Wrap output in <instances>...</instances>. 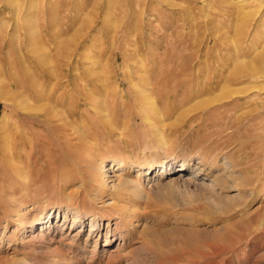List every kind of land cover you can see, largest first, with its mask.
<instances>
[{"label":"rangeland","instance_id":"rangeland-1","mask_svg":"<svg viewBox=\"0 0 264 264\" xmlns=\"http://www.w3.org/2000/svg\"><path fill=\"white\" fill-rule=\"evenodd\" d=\"M246 65L264 70V0H0V264H264V74L208 85Z\"/></svg>","mask_w":264,"mask_h":264},{"label":"bare ground","instance_id":"bare-ground-1","mask_svg":"<svg viewBox=\"0 0 264 264\" xmlns=\"http://www.w3.org/2000/svg\"><path fill=\"white\" fill-rule=\"evenodd\" d=\"M236 1V3H239V2H242L243 0H235ZM260 3V2H259ZM243 4V6H241L243 9L245 8L246 9V7H248V10L246 9V11H244V13H243V17H245V19H244V22H243V28L244 27H246V30H247V27H248V23H249V16H252L254 13H255V9H256V5H254V4H252V5H254V6H251L250 4H248V5H246L245 6V4L246 3H242ZM258 5H260V4H258ZM257 5V6H258ZM252 7V8H251ZM258 10V9H257ZM163 15V14H162ZM249 17V18H248ZM246 18H248V19H246ZM158 19H159V17H158ZM166 20V19H165ZM169 20V19H168ZM177 24V23H176ZM242 26V25H241ZM242 28V29H243ZM241 29V28H240ZM238 30V32H237V34H238V37H241V36H243V33H245L246 32V30H245V32H243V30ZM196 35V34H195ZM144 36V35H143ZM194 41V40H193ZM194 43V42H193ZM143 45V44H142ZM211 45V44H210ZM153 46V45H152ZM196 55L197 54H195L194 55V57L193 58H195L196 57ZM190 56H191V54H190ZM198 57V56H197ZM182 61V60H181ZM161 64V63H160ZM210 64V63H209ZM178 68V67H177ZM223 69V68H222ZM191 70V69H190ZM190 72V71H189ZM188 73V72H187ZM262 74H264V70L262 69V68H256L255 66H253V65H250V66H245V67H240V68H233V70H230V71H228V74H226L225 75V70H221V69H219V70H215V71H213L210 75H209V77L210 78H212V79H214L213 77H216V78H219L218 79V81H213L214 83L213 84H208L210 87H212V85H217V83L218 82H221L223 79H224V84H223V86H222V88L223 87H225V89H224V91L222 92V94H223V97L224 98H227V99H229V98H232V96L233 95H238V94H244V93H246L251 87H252V85H251V83L250 82H254L255 81V79H257L258 77H263L262 76ZM224 75V76H223ZM176 77V76H175ZM195 79V78H194ZM251 80V81H250ZM194 81V80H193ZM244 83V82H248L249 83V85L248 86H245V87H237V88H235V89H227V87L226 86H228V85H234V84H237V83ZM255 85H257V84H255ZM18 87V84H17V86L15 87V88H17ZM22 87V86H21ZM20 87V85H19V88H21ZM200 88V87H199ZM9 94V96L10 97H12V98H14V97H18L19 96V94H18V92H9L8 93ZM227 94V95H226ZM15 95V96H14ZM240 95H238V96H240ZM237 99H240V97H238ZM13 106V105H12ZM34 116H36V114H34ZM0 143H1V148L3 149V148H5V145H6V143L4 142V139H2L1 138V140H0ZM82 159H84V158H82ZM112 162L114 163V162H116V164L118 165V169L120 168V169H123V170H125V171H127L128 172V168L130 167V162L129 161H127V160H124V159H120V160H117V159H112ZM82 163L84 164V165H86L85 163V160H83L82 161ZM102 163V162H101ZM89 164V163H88ZM87 166V165H86ZM93 167V166H92ZM107 166H105L104 165V163H102V168H101V171H102V173H103V171H104V169L106 168ZM162 168H164V165H162L159 169L161 170ZM150 169V168H149ZM149 169H147V170H149ZM164 170V169H163ZM164 171H161V173H163ZM152 173V171H147L146 172V174H151ZM85 175L83 176L84 177V179L85 180H83V182L81 183V186H82V189L83 190H85L86 192L88 191V193L90 194V193H92L93 194V196H92V198H95V199H93V202L95 203V205L97 204V200H99V199H101V196H102V192H101V190H103L104 188H105V186H107L108 184H107V182L105 181L106 179H104V177H103V175H100V173L99 174H97V176H93V174L92 173H89V172H87L86 171V173H84ZM120 174V173H119ZM124 174V173H123ZM137 176H139V174H137ZM82 177V176H81ZM90 178L89 180H96V183H97V186H98V188L96 189V188H94V189H92V188H87L86 187V185L84 184V181L86 182V178ZM94 177V178H93ZM129 178V177H128ZM137 179V178H136ZM180 179V178H179ZM182 179V178H181ZM185 179V178H184ZM126 180V179H125ZM130 182H133V183H136L135 182V179H133V178H131L130 177ZM88 181V180H87ZM119 181V185L120 184H122L123 185V183H127L126 181H122V180H118ZM183 181V180H182ZM186 181H187V179H186ZM92 182V181H91ZM129 183V182H128ZM138 183H139V179H137V185H138ZM132 184V183H131ZM130 184V185H131ZM133 185V184H132ZM131 185V186H132ZM134 185H136V184H134ZM192 186V185H191ZM137 187L138 186H136L135 187V189L134 190H136L137 191ZM79 188V187H78ZM81 188V187H80ZM113 188V187H112ZM134 188V187H133ZM138 188H140V187H138ZM140 189H142V188H140ZM84 191V192H85ZM140 191V190H139ZM104 192V191H103ZM141 192H143V191H140V193ZM134 193H135V191H134ZM139 193V192H138ZM137 193V194H138ZM80 194L81 193H79V192H75V193H72L71 195H69L68 197H67V200L68 201H61L62 203H64L65 204V206H66V208L68 209V215L70 214V213H72V223H74L75 225H77L78 227H82V223H84L85 222V220H89L90 221V225H89V233L91 234V235H93V236H96V234L98 235H100V232H101V230H100V227H101V220H103V219H105V218H107V217H98L99 215H95L94 213H89V215H87V213H86V215H85V210L84 209H82L81 207V205H83L84 203L86 204V202H84V201H82V202H80V200L78 199H76V200H74L73 198L75 197V198H78L79 196H80ZM85 194V193H84ZM142 194V193H141ZM82 195H83V193H82ZM144 195V194H143ZM142 195V196H143ZM62 196V195H61ZM67 196V195H66ZM62 198V197H61ZM65 198V197H64ZM81 198V197H80ZM83 198V197H82ZM124 198V197H123ZM120 200V199H119ZM89 201V200H88ZM126 202V201H125ZM125 202H123L124 204L122 205V207H118L117 206V203L115 202V203H113L112 205H110V206H106V205H100V207L99 208H101V210H103V212H105V214L106 215H108V213L110 214V215H112V216H115L116 217V221H117V219L118 220H120L121 222L123 221V218H122V214H124V212H125V210H126V207H128V206H126V203ZM81 204V205H80ZM63 205V204H62ZM59 207V206H58ZM61 207V206H60ZM111 209H113V210H111ZM115 210H119V211H117V212H115L114 213V211ZM58 213V212H57ZM122 213V214H121ZM132 214V213H131ZM101 216V215H100ZM130 216V215H129ZM52 217V218H51ZM109 217V216H108ZM52 219H53V212H48L47 213V215L45 216V218L44 219H41V220H39V222L38 223H31L30 224V228H32V230H33V228H35V225L36 226H40V227H38L39 229H38V233H35L36 231H35V229L33 230V231H31L32 232V235H31V240H35V239H38V238H42V237H44L43 236V234L42 233H39V232H41V231H43L44 229H46L47 227L49 228L50 227V225H51V223H52ZM63 219H64V216H63ZM50 221V222H49ZM120 221H118V222H120ZM117 222V223H118ZM49 223V224H48ZM115 223V222H114ZM108 226V225H107ZM106 226V228H105V231H104V236H105V239H104V243L102 244V246H106V244H108L109 243V235L112 233V229H110L109 227H107ZM57 227V226H56ZM59 229V228H58ZM78 233L76 232L75 233V236L77 235ZM52 239V238H51ZM73 240V239H72ZM96 240V243H97V239H95ZM27 241V240H26ZM47 241H48V239H47ZM52 241V240H51ZM56 241V240H55ZM24 243V242H23ZM56 244V243H55ZM54 247V250H53V252L57 255L58 253H63V249L61 248V247H59L58 245H54L53 246ZM66 248V247H65ZM103 248H105V247H103ZM119 248V247H118ZM117 248V249H118ZM117 249H114V248H111V250H110V252H109V254H108V257L110 256L111 258L112 257H114V256H117V254H118V250ZM20 258V257H19ZM5 259V258H4ZM4 262H5V260H3ZM14 261V260H13ZM14 263H15V261H14ZM16 263H17V261H16ZM15 263V264H16ZM17 264H19V262L17 263ZM50 264H58V263H56V262H52V263H50ZM127 264H129V263H127Z\"/></svg>","mask_w":264,"mask_h":264}]
</instances>
